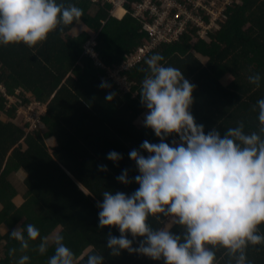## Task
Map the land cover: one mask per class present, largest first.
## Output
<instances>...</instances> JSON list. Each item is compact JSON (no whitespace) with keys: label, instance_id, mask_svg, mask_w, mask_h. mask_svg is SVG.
<instances>
[{"label":"trees","instance_id":"1","mask_svg":"<svg viewBox=\"0 0 264 264\" xmlns=\"http://www.w3.org/2000/svg\"><path fill=\"white\" fill-rule=\"evenodd\" d=\"M132 1L138 0H128ZM57 3L82 9L81 22L58 27L34 48L23 43L0 45V85L6 96L21 98L7 107L8 100L0 94V225L7 227L6 233L0 234V264H18L24 255L29 257L27 264H48L54 245L43 255L38 245L56 230L74 253L75 264H87L88 254L103 255V264H164L163 258L153 260L127 250L112 256L108 235L118 238L119 229L98 227L97 205L105 191L131 195L139 187L117 180L125 170L130 179L139 174L129 153L140 150L144 141L160 142L152 129L136 124L148 112L139 95L147 74L145 61L154 54L162 55L164 66L179 69L194 86L190 112L196 124L204 126L205 134L215 129L223 137L228 128L241 122L245 134L258 131L257 102L264 99V0H234L205 40L198 39L196 30H187L178 41L160 44L142 62L118 71L124 85L114 81L110 72L148 38L142 22L131 16L130 5L125 4L127 14L118 19L121 16L109 14L111 5L107 3ZM82 25L94 37L83 30L72 33ZM92 38L93 51L103 67L85 52V44ZM257 73L261 76L259 87L248 80ZM102 82L107 86L101 87ZM109 94L113 98L107 101ZM32 99L46 103V112L42 128L27 133L14 120L17 106ZM51 138L54 146L48 145ZM173 139L179 137L173 134L164 142L172 146ZM112 151L122 159H107ZM99 165L108 170L99 171ZM18 170L26 175L20 207L12 201L17 191L11 176ZM21 220L26 239L28 224L40 232L36 241L29 240L26 250L10 235ZM169 222V217L157 220L150 216L148 220L154 229L166 228ZM170 231L182 234L183 230L173 225ZM259 234L264 235V225ZM127 238L133 240V248L144 239H133L130 233ZM215 251L216 264H229L224 249ZM246 256L247 264H264V244L249 245Z\"/></svg>","mask_w":264,"mask_h":264},{"label":"clouds","instance_id":"2","mask_svg":"<svg viewBox=\"0 0 264 264\" xmlns=\"http://www.w3.org/2000/svg\"><path fill=\"white\" fill-rule=\"evenodd\" d=\"M82 16V9L65 7L57 0H0V45L23 43L34 48L58 27L81 22ZM163 60L157 53L145 61L147 74L139 92L148 110L144 126L152 129L160 142L144 141L140 150L129 153L139 174L130 179L125 170L117 180L139 187L131 195L105 191L97 205L98 227L119 229L118 238L108 235L112 256L127 250L153 260L163 258L164 264H216L215 250L222 248L229 264L233 260L247 264L248 246L264 244V235L259 234L264 225V99L257 102L258 131L245 134L241 122L228 128L223 137L215 129L205 134L204 126L197 125L190 112L194 86L179 69L164 66ZM248 80L259 87L261 76L250 75ZM106 86L102 82L101 87ZM112 98L109 94L105 99ZM173 134L179 141L173 139L170 146L164 141ZM143 152L149 155L145 157ZM107 159L118 162L122 156L112 151ZM98 168L108 170L106 165ZM150 216L171 218L182 234L152 228ZM26 233L27 239L20 227L10 234L23 250L29 248V240L40 237L32 224L26 226ZM129 233L133 239L144 238L138 248L132 247ZM63 241L61 234L41 239L38 251L42 255L54 245L48 264H75L74 253ZM28 261L24 255L18 264ZM103 261V255H87V264Z\"/></svg>","mask_w":264,"mask_h":264},{"label":"built area","instance_id":"3","mask_svg":"<svg viewBox=\"0 0 264 264\" xmlns=\"http://www.w3.org/2000/svg\"><path fill=\"white\" fill-rule=\"evenodd\" d=\"M91 2L111 5L109 14L116 17V10L122 9L127 14L125 4L131 7V16L142 22V30L147 34V40L137 46L133 53L125 57L124 62L110 72L114 81L124 85V78L118 76V71L126 70L142 62L144 58L162 43H173L187 30H196L198 39H207L208 33L216 28L218 22L234 0H90ZM121 16V17H122ZM92 38L85 44V52L95 60L96 65H103L97 60L93 51L95 42ZM0 94L7 101V107L12 104L11 96H6L5 89L0 85ZM12 103V104H9ZM46 112V103L34 99L26 105H18L15 124L21 126L27 133L42 128V116Z\"/></svg>","mask_w":264,"mask_h":264},{"label":"crops","instance_id":"4","mask_svg":"<svg viewBox=\"0 0 264 264\" xmlns=\"http://www.w3.org/2000/svg\"><path fill=\"white\" fill-rule=\"evenodd\" d=\"M79 30H83L82 28H86L85 26H81L82 28H80V26H76ZM75 35V34H74ZM227 82H228V76L227 77H225L223 80H222V84H224V85H226L227 84ZM146 113L147 112H145V113H143L142 115H141V117L137 120V122H136V124L139 126V127H141L144 123V119H145V115H146ZM4 120V119H3ZM16 121L14 120V123H15ZM49 140V139H48ZM175 140H177V141H179V139H175ZM50 142H53V144H48V145H50V146H54L55 145V142L53 141V139L51 138L50 139ZM25 173H24V171H22V170H18V171H16L15 172V174H13L11 177V179H12V181H13V183H14V187H15V189H16V191H17V195L13 198V203L15 204V206L16 207H20L21 205H22V203L24 202V200H23V194H24V192H25V189H24V187L22 186V181L24 180V178H25ZM0 210H1V206H0ZM23 222V220H21L19 223H17L16 225H15V227L12 229V231L13 230H15V229H17V228H20L21 227V223ZM172 225V222H171V218H170V222L166 225V228H168V229H171V227L173 226H171ZM171 226V227H170ZM6 231H7V227L5 226V225H0V234L1 235H3V234H5L6 233ZM57 232H58V230H56L54 233H53V235L52 236H54L55 234H57ZM52 236H50V237H52Z\"/></svg>","mask_w":264,"mask_h":264},{"label":"rangeland","instance_id":"5","mask_svg":"<svg viewBox=\"0 0 264 264\" xmlns=\"http://www.w3.org/2000/svg\"><path fill=\"white\" fill-rule=\"evenodd\" d=\"M120 11H116L115 12V14H116V17H118V16H122V14L123 13H119ZM119 13V14H118ZM118 15V16H117ZM80 28H82L81 26H80ZM83 29V31H87L88 33H90L92 36H94L93 35V33L90 31V30H88L87 28H82ZM82 30H79L77 27H75L73 30H72V33L73 34H78V33H80ZM17 95H18V93H17ZM10 100L12 101V103H18L20 100H21V98H19L18 96H12V97H10ZM12 103H9V104H12ZM3 117V116H2ZM4 118V117H3ZM48 142V144H53V142H50V139L47 141ZM173 225V224H172ZM171 225V226H172ZM170 226V227H171Z\"/></svg>","mask_w":264,"mask_h":264},{"label":"bare ground","instance_id":"6","mask_svg":"<svg viewBox=\"0 0 264 264\" xmlns=\"http://www.w3.org/2000/svg\"><path fill=\"white\" fill-rule=\"evenodd\" d=\"M116 11H123V10L119 8V9H117Z\"/></svg>","mask_w":264,"mask_h":264}]
</instances>
